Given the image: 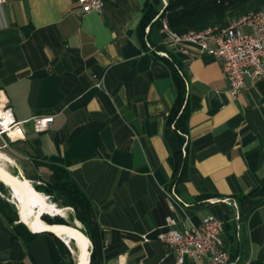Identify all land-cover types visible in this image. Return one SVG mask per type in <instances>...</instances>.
<instances>
[{"label":"crops","instance_id":"crops-1","mask_svg":"<svg viewBox=\"0 0 264 264\" xmlns=\"http://www.w3.org/2000/svg\"><path fill=\"white\" fill-rule=\"evenodd\" d=\"M103 1L90 13L76 0L0 3V98L23 128L19 141L0 139L5 162L24 179L36 161L70 173L91 203L95 264H209L179 263L155 238L170 215L179 230L207 214L226 223L231 261L264 264V203L245 215L251 199L236 198L264 188V80L246 78L231 98L219 62L197 47L186 44L188 56L167 43L156 54L140 46L135 30L146 0ZM171 54L186 77L183 145L166 124L176 94L161 58ZM37 117H53L47 130L34 131ZM180 152L187 174L176 181L171 157ZM167 193L176 197L173 211ZM31 233L25 245L0 215V264H78L58 235Z\"/></svg>","mask_w":264,"mask_h":264},{"label":"trees","instance_id":"trees-1","mask_svg":"<svg viewBox=\"0 0 264 264\" xmlns=\"http://www.w3.org/2000/svg\"><path fill=\"white\" fill-rule=\"evenodd\" d=\"M262 8H264V0H167L166 6H164L163 0H146L135 33L140 46L156 54V52L164 49L163 23H166L171 31L184 34L191 30L202 31L207 28H223L233 19ZM161 59L171 71L176 94L171 110L166 117V124L175 129L183 145L188 134L190 116L186 77L180 63L172 57V54ZM171 159L177 173L175 180H185L187 174L186 157L182 159L180 152ZM40 167H45L49 171V175L42 185H33L34 190L51 196L52 202L59 208H71L74 221L77 220L81 224V232L92 242L91 203L87 196L81 191L67 170L52 164L36 161L34 163L35 175L27 177V179L37 180L36 172L37 168ZM13 175L17 176V174ZM0 186L4 188L2 183ZM258 191L261 192L260 196L257 195ZM236 198L241 203L246 199H251L246 215L253 208L264 203V188L256 187L246 195H237ZM0 215L11 227L13 238L21 240L25 245L34 238L35 234L19 222L16 207L2 197H0ZM41 219L47 224L69 225L59 216L42 215ZM223 228L224 231L227 230L225 222ZM59 246L61 253L71 260L68 248L60 241ZM89 264H95L93 251L90 252Z\"/></svg>","mask_w":264,"mask_h":264},{"label":"built area","instance_id":"built-area-1","mask_svg":"<svg viewBox=\"0 0 264 264\" xmlns=\"http://www.w3.org/2000/svg\"><path fill=\"white\" fill-rule=\"evenodd\" d=\"M84 13L102 10L103 0H76ZM6 0H0L5 3ZM148 31V29H146ZM163 43L173 45L180 52L191 55L186 44L216 59L228 83V94L236 98L246 88V78L264 80V8L250 11L233 19L223 28L191 30L184 34L171 31L163 23ZM53 117L33 119L35 132L49 128ZM23 138L22 122L15 121L7 102L0 98V139L14 143ZM168 208L174 210L176 197L167 193ZM223 221L211 214L205 215L199 226L175 229L177 219L170 215L156 234V240L168 247L179 263L185 258L193 261L207 259L209 264H235L230 260L223 240ZM146 239V237H143Z\"/></svg>","mask_w":264,"mask_h":264},{"label":"bare ground","instance_id":"bare-ground-1","mask_svg":"<svg viewBox=\"0 0 264 264\" xmlns=\"http://www.w3.org/2000/svg\"><path fill=\"white\" fill-rule=\"evenodd\" d=\"M1 161H10V158L0 153V183H4L3 185L8 189L9 187L13 188L14 195L10 196L17 207L22 222L33 231H51L67 244L70 241H76L78 264H88L90 241L79 230V222L75 220L74 226L45 223L41 219L42 215L64 217L66 209L59 208L49 201L46 195L34 190L27 179L9 173Z\"/></svg>","mask_w":264,"mask_h":264},{"label":"rangeland","instance_id":"rangeland-1","mask_svg":"<svg viewBox=\"0 0 264 264\" xmlns=\"http://www.w3.org/2000/svg\"><path fill=\"white\" fill-rule=\"evenodd\" d=\"M19 159H20V158H19ZM19 161H21L22 163L25 162V161L22 160V159H20ZM17 162H18V161H17ZM17 162L15 161L16 166L18 167V163H17ZM1 164H3V166H4L9 172H11V174H16V170H14V168H12V166H9L7 162H5V161H1ZM32 175H35V172L32 173V174H30V176H32ZM26 178H27V177H26ZM46 178H47V177H45V176L39 171V169L37 168V180H32L31 185H32V186H33V185H42L43 181H44ZM46 196L48 197L49 201L52 202V200H53L52 197H51V196H48V195H46ZM0 197L5 198L7 201H9V203L13 204V205L16 207V205H15L13 199H12L11 196H10V191H9V189H8L6 186H4V188L0 186ZM55 205H56V204H55ZM16 209H17V207H16ZM62 219H63L66 223L69 224V225H66V226H74V225H73V224H74L73 210L71 209V210H69V211H65V215H64V217H62ZM72 222H73V223H72ZM60 225H63V224H60ZM81 228H82V227H80L79 229H81ZM80 231H81V230H80ZM69 245H70L71 249L74 251V253L76 254V251H77V250H76V247H75L74 243L70 241V242H69Z\"/></svg>","mask_w":264,"mask_h":264},{"label":"water","instance_id":"water-1","mask_svg":"<svg viewBox=\"0 0 264 264\" xmlns=\"http://www.w3.org/2000/svg\"><path fill=\"white\" fill-rule=\"evenodd\" d=\"M166 5H167V0H164V6H166ZM3 184H4V183H3ZM30 185H31V184H30ZM31 186H32V185H31ZM32 188H33V187H32ZM33 189H34V188H33ZM9 191H10V195L13 196V195H14V190H13L12 187H9ZM17 212H18V211H17ZM49 216H50V215H49ZM50 217H53V216H50ZM18 218H19V222L23 223V224L29 229L30 232H35V231L31 230V229H30V228H29L24 222H22L19 213H18ZM77 228H78V227H77ZM79 230H80V229H79ZM47 232L56 235L55 233H53V232H51V231H47ZM72 241H73V240H72ZM73 243H74L75 246H77L76 241H73ZM77 247H78V246H77ZM89 258H90V252H89ZM89 258H88V264H89Z\"/></svg>","mask_w":264,"mask_h":264}]
</instances>
